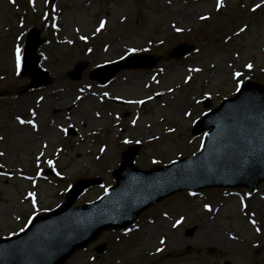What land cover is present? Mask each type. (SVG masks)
<instances>
[{
    "label": "rangeland",
    "instance_id": "1",
    "mask_svg": "<svg viewBox=\"0 0 264 264\" xmlns=\"http://www.w3.org/2000/svg\"><path fill=\"white\" fill-rule=\"evenodd\" d=\"M242 8L253 14L244 17ZM32 29L53 77L41 90H27L31 77L20 70ZM183 43L196 50L169 59ZM137 54L158 64L122 71L106 85L90 78L97 65ZM79 64L88 67L75 82L70 72ZM261 72L264 0H0V239L62 205L80 179L99 176L103 185L75 205L97 201L115 185L111 172L129 144L143 143L135 161L142 169L198 152L204 135L191 134L195 119ZM25 122L38 129L29 132ZM150 128L156 131L142 133ZM27 134L34 146L25 144ZM225 262L264 264V182L255 191L178 193L65 264Z\"/></svg>",
    "mask_w": 264,
    "mask_h": 264
},
{
    "label": "water",
    "instance_id": "2",
    "mask_svg": "<svg viewBox=\"0 0 264 264\" xmlns=\"http://www.w3.org/2000/svg\"><path fill=\"white\" fill-rule=\"evenodd\" d=\"M39 37L40 34L33 31L27 38L24 52L23 73L33 76L31 88L50 83L48 74L38 69L42 61L38 54L42 44ZM192 49L180 46L170 57H181ZM133 60L139 63L130 67L156 63L154 58L144 56ZM82 70L83 67L78 68L79 72ZM210 126L213 130L203 152L210 150L211 153L198 177L208 181L205 186L234 185L255 189L264 180V87L247 83L236 98L224 102L219 110L199 122L194 133H202ZM137 153L138 147L125 154L121 168L115 172L118 185L101 202L73 208L76 199L90 186L102 182L101 179L81 181L59 210L38 218L23 235L0 241V264H63L76 250L96 240L104 230L126 227L143 210L175 192L191 188L186 186V180L160 178L158 174L165 171L163 169L150 172L135 169L133 161ZM195 157L176 164L187 165ZM113 196L118 197L106 207ZM24 239L28 243L26 249H22Z\"/></svg>",
    "mask_w": 264,
    "mask_h": 264
},
{
    "label": "bare ground",
    "instance_id": "3",
    "mask_svg": "<svg viewBox=\"0 0 264 264\" xmlns=\"http://www.w3.org/2000/svg\"><path fill=\"white\" fill-rule=\"evenodd\" d=\"M21 102H18L17 104H20ZM34 104V103H33ZM88 120V119H87ZM90 123H94L95 120L93 119H89L88 120ZM91 127H93L91 125ZM27 129L29 132L33 131V129H38L37 127L34 126V128L32 127V124L30 122H25V126H24V129ZM143 131V130H142ZM156 130H152V128H150L149 130H146V131H143L142 133H146V135L152 133V132H155ZM25 144L26 145H31V146H34L36 144V140L31 136V135H26L25 136Z\"/></svg>",
    "mask_w": 264,
    "mask_h": 264
}]
</instances>
